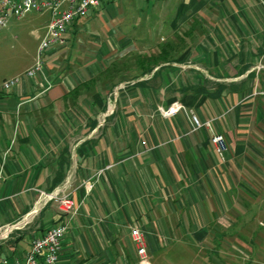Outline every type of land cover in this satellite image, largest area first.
Instances as JSON below:
<instances>
[{
  "label": "crops",
  "instance_id": "0c3cea01",
  "mask_svg": "<svg viewBox=\"0 0 264 264\" xmlns=\"http://www.w3.org/2000/svg\"><path fill=\"white\" fill-rule=\"evenodd\" d=\"M112 1L101 0L72 20L66 46L57 52L64 60L58 68L43 62L36 83L24 78L0 94V225L20 219L36 190L57 187L68 169L77 206L71 215L55 209L54 200L46 202L33 228L19 231L20 237L0 248L1 256L21 258L31 238L64 223L62 264H154V249L180 257L191 238L200 245L197 264H212L205 255L220 250L219 233H239L250 219L264 217V0H163L172 4V13L159 5L143 27L165 25V47L142 74L137 66L147 68L145 63L117 60V47H126L117 44L125 27L146 18L135 0H119L117 18H107L111 27L117 23L110 48L76 38L94 28L93 18L104 24L102 32H111L98 9ZM36 13L44 17L35 36L40 39L49 12ZM164 16L172 20L164 23ZM177 27L185 29L176 35ZM39 83L47 88L42 91ZM119 83L114 109L97 127L108 90ZM193 86L221 92L207 96L192 92ZM253 90L260 96L253 97ZM174 101L184 108L171 117L158 112ZM191 111L202 120L214 118L213 129L227 144L223 158L211 142L212 130L190 132ZM131 225L145 236L144 262L129 238Z\"/></svg>",
  "mask_w": 264,
  "mask_h": 264
},
{
  "label": "rangeland",
  "instance_id": "374dc122",
  "mask_svg": "<svg viewBox=\"0 0 264 264\" xmlns=\"http://www.w3.org/2000/svg\"><path fill=\"white\" fill-rule=\"evenodd\" d=\"M118 1L119 0H113L105 7L99 8L98 14L102 12L104 16H106V20L107 18L108 19L113 17L117 18ZM134 4L136 8H140L139 9L140 13L145 14L146 18H144V16L138 18V20H140L139 21L140 23L134 26L133 28H130L129 26L125 27L126 32H124V34L126 35L122 36V39L118 41L117 44L126 45V47L123 48L117 47V60L123 59V62L124 61L125 62L122 64L125 65L129 63L127 64V66L134 65V63L135 65L145 63L147 65V68H149L148 66L155 65L154 63L160 59L159 58L160 56H157L156 54L159 53L157 51L161 49V47L162 48L165 47L164 35L166 34V30L168 28L165 25L156 26V27H150V26L143 27V25L146 24V21L147 23H149L151 22L152 19H154L153 15L157 13L156 8L159 5L166 6V10L164 12L167 14L170 11L168 14H171L172 4L171 3L169 4L168 1L164 2L163 0H135ZM43 18H44L43 15L31 11L25 14L24 16H22L20 19L9 17L7 19L5 26L0 28V83L3 79H6L11 75L22 73L24 68L33 62L36 53V46L39 40L36 39L35 36L37 33L41 32L38 26ZM164 18L166 19L164 20V23H168L169 21L172 20L171 17L169 16H164ZM95 19L93 18L92 20L94 23L93 24L94 28L92 27L89 28V31H84V30L79 31V35H76V38L77 36L81 38L88 37L87 39L92 43H94V40L95 41L99 40L103 42V45H101L100 48L101 50H104V47L110 48L111 42H109L108 39L117 36V32H115L117 31V26H116L117 23H114V28H113L110 26L112 25V22L109 23V21L107 20L108 21L107 26L109 27V29H111V32L106 34L105 32H102L104 29V24L102 22H98L99 20H95ZM184 29H185L184 27H177L174 33L176 34L177 32H182V30ZM190 30H192L191 32L194 33L193 27ZM128 33H130L131 35H128ZM147 34H149L148 38H147ZM188 34H190V32H188ZM155 35L158 37L153 38V36ZM169 35L172 34L168 33L167 36ZM132 37L134 40L131 43L130 41ZM173 42L177 44V39L173 38ZM97 44L100 45V43ZM64 46H66V44L56 49H53L49 53H47L43 57V62L46 65L50 64L52 67L58 68L59 64L64 60L62 57L63 54H60L57 57V52L60 50L62 51ZM82 49L90 54L93 53V50L87 49V47L86 48L84 47ZM151 51L154 52L151 53ZM55 56L57 58H55ZM43 64L42 66L45 65ZM137 67L142 68L140 74H142L144 71L147 70V68L144 67L143 65L141 66L138 65ZM106 70L107 72L109 71L108 66H106ZM127 76L117 75L116 79L117 80L126 79L127 81H129V76L128 77ZM36 78H38V76L28 80L32 83H35L37 82ZM112 93H113V89L108 90L107 104H110L111 107L109 108L111 110L114 109V105L113 103H111V100L113 99ZM252 93H253L252 94L253 97L260 96L258 91L253 90ZM97 117L99 120L100 119L99 115H97ZM213 127H214V122H213ZM70 171L72 172V169H70ZM34 215L24 220H22L21 217L20 219L15 221L20 223L17 225V227L11 228L5 238H0V243L2 242L0 244V248L2 247L5 248L7 244L11 243L16 237H20L17 236V233H20L19 231L28 227L29 230L33 228L32 221L36 217V214ZM243 229H245L246 231L241 230L239 233H219L217 237L219 240V244L220 245L222 244L220 250L212 251V253L209 252L207 255H205V257L209 256L212 259L213 262L212 264H264V217L262 216L259 218L250 219V222L248 224L247 223L244 224ZM167 238L169 239V236ZM167 238L166 241L168 240ZM190 242L193 243L192 245L190 244L191 248L189 247H188L189 249L186 248L184 252L180 253V257H176L175 254H173V252L166 250V248H162V249L158 248V249H154L151 252L152 253L151 259L154 264H197V262L195 261L194 253L196 251L199 252L197 248H199L200 245L195 243V240H193L192 238ZM244 242L247 244H244ZM8 251H14V250H8ZM1 253L2 252L0 250V256L2 255Z\"/></svg>",
  "mask_w": 264,
  "mask_h": 264
},
{
  "label": "built area",
  "instance_id": "2783aa9c",
  "mask_svg": "<svg viewBox=\"0 0 264 264\" xmlns=\"http://www.w3.org/2000/svg\"><path fill=\"white\" fill-rule=\"evenodd\" d=\"M101 0H0V28L4 27L7 19L13 17L20 19L28 12H42L47 10L49 16L45 24V30L39 39L33 62L25 68L22 73L3 79L0 83V92L7 93L12 87L24 78L33 79L42 75L43 57L51 50L61 47L65 44V36L72 20L82 18L87 15L90 9L99 5ZM45 81V80H44ZM35 82V81H34ZM46 82V81H45ZM36 83V82H35ZM47 83V82H46ZM38 84V83H37ZM119 83L113 89L115 95L117 88L122 86ZM42 91L47 85L39 83ZM109 99V98H108ZM111 100V99H110ZM110 104H107L105 111L100 112V119L97 127L102 124L104 116L111 110ZM184 106L178 101H174L166 107L159 106L158 112L162 116L171 117ZM190 120V132L207 128L213 131L211 142L219 157L223 158L227 149L225 137L222 133L215 132L213 129L214 118L202 120L193 111L188 115ZM142 151L148 149L144 139L140 140ZM84 187L88 190L90 184L86 181ZM72 172L67 170L62 182L49 191L36 190V196L28 212L22 216V220L35 214L42 205L50 200H54L56 209L62 213L73 215L77 211V206L71 197ZM19 222L0 225V238H5L11 228L17 227ZM66 232V225L59 223L48 227L44 232L31 238L29 249L21 258H6L0 256V264H62L59 261L60 243ZM129 238L134 246L135 252L139 257V262L146 260V243L143 232L135 225L129 227Z\"/></svg>",
  "mask_w": 264,
  "mask_h": 264
},
{
  "label": "trees",
  "instance_id": "16d2710c",
  "mask_svg": "<svg viewBox=\"0 0 264 264\" xmlns=\"http://www.w3.org/2000/svg\"><path fill=\"white\" fill-rule=\"evenodd\" d=\"M151 67L147 68V71H150ZM190 90L194 93H204L207 96H216L221 92V89L215 90L214 92L207 91L203 86H193L190 87Z\"/></svg>",
  "mask_w": 264,
  "mask_h": 264
}]
</instances>
